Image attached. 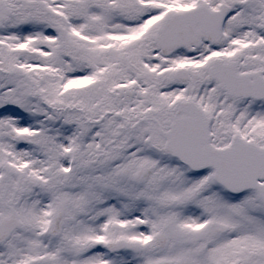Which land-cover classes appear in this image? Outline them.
Masks as SVG:
<instances>
[{
  "label": "snow or ice",
  "instance_id": "6c2138e0",
  "mask_svg": "<svg viewBox=\"0 0 264 264\" xmlns=\"http://www.w3.org/2000/svg\"><path fill=\"white\" fill-rule=\"evenodd\" d=\"M0 264H264V0H0Z\"/></svg>",
  "mask_w": 264,
  "mask_h": 264
}]
</instances>
